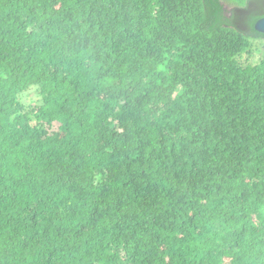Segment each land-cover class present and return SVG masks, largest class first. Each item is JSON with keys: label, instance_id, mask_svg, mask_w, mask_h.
<instances>
[{"label": "trees", "instance_id": "obj_1", "mask_svg": "<svg viewBox=\"0 0 264 264\" xmlns=\"http://www.w3.org/2000/svg\"><path fill=\"white\" fill-rule=\"evenodd\" d=\"M234 18L0 0V264H264V55Z\"/></svg>", "mask_w": 264, "mask_h": 264}, {"label": "rangeland", "instance_id": "obj_2", "mask_svg": "<svg viewBox=\"0 0 264 264\" xmlns=\"http://www.w3.org/2000/svg\"><path fill=\"white\" fill-rule=\"evenodd\" d=\"M222 3L224 4V7L227 12L235 9L236 7L244 8V6H238L234 0H222ZM235 14L236 17L233 20V25L242 33L247 34L251 38V51L250 53L242 54L240 62L243 64L256 63L264 55V41L251 34L250 27L247 23H245L244 19L246 12H235ZM20 98L26 104L33 105L38 103V95L34 88H29L26 92L21 95Z\"/></svg>", "mask_w": 264, "mask_h": 264}, {"label": "flooded vegetation", "instance_id": "obj_3", "mask_svg": "<svg viewBox=\"0 0 264 264\" xmlns=\"http://www.w3.org/2000/svg\"><path fill=\"white\" fill-rule=\"evenodd\" d=\"M248 6L250 8H261V11L258 13L259 14V18L264 16V2H261L260 0H248L247 1ZM231 11H235V12H248V10L244 9V8H240V7H236L235 9L231 10ZM231 11H229L227 13V15H231ZM236 17V14H235Z\"/></svg>", "mask_w": 264, "mask_h": 264}, {"label": "water", "instance_id": "obj_4", "mask_svg": "<svg viewBox=\"0 0 264 264\" xmlns=\"http://www.w3.org/2000/svg\"><path fill=\"white\" fill-rule=\"evenodd\" d=\"M253 28L258 33H264V16L255 21Z\"/></svg>", "mask_w": 264, "mask_h": 264}, {"label": "clouds", "instance_id": "obj_5", "mask_svg": "<svg viewBox=\"0 0 264 264\" xmlns=\"http://www.w3.org/2000/svg\"><path fill=\"white\" fill-rule=\"evenodd\" d=\"M228 13V12H227Z\"/></svg>", "mask_w": 264, "mask_h": 264}]
</instances>
